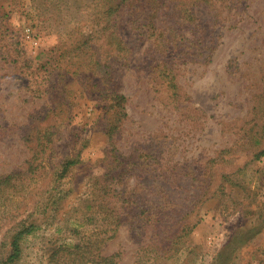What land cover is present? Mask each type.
I'll return each mask as SVG.
<instances>
[{
	"label": "rangeland",
	"instance_id": "rangeland-1",
	"mask_svg": "<svg viewBox=\"0 0 264 264\" xmlns=\"http://www.w3.org/2000/svg\"><path fill=\"white\" fill-rule=\"evenodd\" d=\"M108 2L0 0V178L25 172L35 149L39 157L0 201V262L14 223L25 219L38 226L12 264H94L65 255L86 236L99 237L96 190L109 184V172L116 192L124 184L163 224L186 212L196 222L176 255L158 264H264V0L201 3L190 23L162 5L154 22L178 38L167 46L132 30L122 10L115 24L131 53L128 64L113 63L107 87L125 95L127 117L111 138V97L75 54H60L91 34L102 44ZM98 51L111 57L106 46ZM164 62L179 86L175 99L157 73ZM71 158L78 163L60 176ZM207 185L215 187L209 197L201 194ZM108 194L116 204L117 193ZM139 243L123 223L100 253L136 264Z\"/></svg>",
	"mask_w": 264,
	"mask_h": 264
},
{
	"label": "trees",
	"instance_id": "trees-1",
	"mask_svg": "<svg viewBox=\"0 0 264 264\" xmlns=\"http://www.w3.org/2000/svg\"><path fill=\"white\" fill-rule=\"evenodd\" d=\"M216 1L217 0H110V3L108 2L106 4V9L104 11L107 22L99 28V31L102 32L104 36L102 44L96 43L95 37L91 34L79 40L77 42L78 44L74 46L68 45L61 50V55L62 52H64L70 55L69 57L71 58L76 56V62H78L80 67L82 66L83 69L87 68L89 72L99 78L95 85L101 93L106 92L107 96L111 97V104L106 111L107 123L105 125V129L110 138L117 130L118 123L127 117V112L125 95L115 92L109 86L107 87V84L116 72V67L113 66V63H117L119 66L128 64L131 53V49L119 33L117 24H115L116 16H118L122 10H126L129 15L128 20L132 30L138 31V34L140 32L141 35H146L147 38L151 39L153 44L160 43L167 46L170 42H176L178 38H172V36H175V29L172 28V31H169L167 34V32L162 31L160 26L154 22L153 14L157 15V10L162 5L171 6L174 14L181 17L184 21L192 22L196 19V10L193 9V7H197L201 3L215 7ZM105 46L111 53V57L109 58L100 57L98 54V49ZM197 50L198 48H196V51ZM157 67L158 76L164 78L167 87L172 91L171 95L175 99V97L178 96L179 86L175 80L172 65L164 62L162 64L157 63ZM110 111H112V120L108 115ZM259 155L260 154L255 153L254 158L259 157ZM37 158H39L38 151L35 149L28 161L27 170L25 172L15 170L0 178V201L8 189L14 188L15 184L13 181L19 179L24 174L35 171L39 164ZM76 163H78L76 158L68 159L62 163L60 176H66L70 166ZM129 169L130 168L123 167L120 172L126 173ZM104 175L108 177L106 180L109 184H104L102 186V184H99L98 180L95 182L96 185H100L96 191H101L103 196L102 202L96 204V209H94L95 204L90 206L94 209V215H96L101 222V233L99 237L95 238L86 236L87 239L74 245V247L78 249L77 251L66 252L67 254L65 256L68 257L69 254L73 253L80 259H84L83 263L116 264L115 258L119 256L120 252L109 255L100 252L102 245L115 236L119 226L123 223L130 224L131 232L141 243L143 242L142 235H148L147 238H145L147 240H144L142 244L139 243L136 249V264H148L149 262L151 264H158L156 262L157 259L171 258L176 255L179 251V243L191 232V229L196 224V222H192L193 220L189 212H186L176 221H174L173 216H171L169 219L170 223L163 224L161 218L157 215H152L148 209H145L143 206H141L142 208H138V205L135 204V199L130 195V192H127L124 184L121 185V189H123L121 191L116 192L112 188L115 183L116 174L110 175L109 172H105ZM159 175L160 173L158 176ZM170 175L171 173L168 174V176ZM120 178L121 177H118L117 180ZM223 179L230 180V176L224 175ZM223 186L224 184H221L215 190V187L211 188L210 186L209 188V185H207L206 188H202L201 194L206 197L212 196L215 194L214 190L223 189ZM108 189L117 193V202L114 205L110 204V202L113 201L114 195L108 194ZM198 203L199 202H194V205L197 206ZM166 215H168V213H166ZM14 226L15 231L10 235L8 242V254H6L0 264H12L20 258L24 238L35 231L38 223L34 220L28 222L25 221V219H21L17 223H14ZM92 241L97 249L94 258L90 256V253H92ZM98 244L99 246H97Z\"/></svg>",
	"mask_w": 264,
	"mask_h": 264
}]
</instances>
